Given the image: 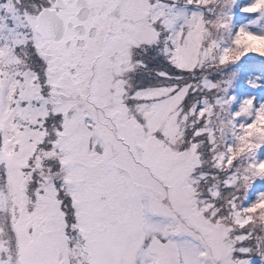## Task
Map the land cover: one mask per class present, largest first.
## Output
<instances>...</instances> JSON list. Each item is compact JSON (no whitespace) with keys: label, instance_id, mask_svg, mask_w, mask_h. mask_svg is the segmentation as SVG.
Instances as JSON below:
<instances>
[{"label":"snow or ice","instance_id":"6c2138e0","mask_svg":"<svg viewBox=\"0 0 264 264\" xmlns=\"http://www.w3.org/2000/svg\"><path fill=\"white\" fill-rule=\"evenodd\" d=\"M0 264H264V0H0Z\"/></svg>","mask_w":264,"mask_h":264}]
</instances>
